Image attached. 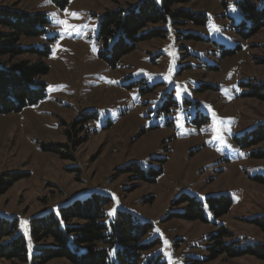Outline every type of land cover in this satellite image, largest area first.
Instances as JSON below:
<instances>
[{
  "label": "rangeland",
  "instance_id": "1",
  "mask_svg": "<svg viewBox=\"0 0 264 264\" xmlns=\"http://www.w3.org/2000/svg\"><path fill=\"white\" fill-rule=\"evenodd\" d=\"M140 1L70 0L59 7L0 0V7L45 12L50 21L43 35L21 39L47 55L16 58L47 63V96L0 113V176L28 173L0 196V214L19 219L18 233L34 250L31 217L98 192L112 199L107 224L120 210L152 224L143 242L155 244L144 261L264 264L251 255L211 256L222 229L226 243H264V230L250 221L264 216V184L255 179L264 175V158L251 155L264 141L244 148L237 140L264 123V101L250 95L251 83L264 82V27L248 34L250 23L233 0H192L179 7L205 13L204 24L161 22L164 37L140 42L111 67L100 57L98 15ZM183 195L204 203L205 221L180 218ZM220 195L233 203L216 216L208 198Z\"/></svg>",
  "mask_w": 264,
  "mask_h": 264
},
{
  "label": "trees",
  "instance_id": "2",
  "mask_svg": "<svg viewBox=\"0 0 264 264\" xmlns=\"http://www.w3.org/2000/svg\"><path fill=\"white\" fill-rule=\"evenodd\" d=\"M59 7L70 0H51ZM192 0H141L127 7L105 10L98 15L97 40L100 57L111 67H116L121 58L135 50L142 41L164 37L166 29L157 26L170 20L173 25L187 21L204 24L207 16L186 7H179ZM245 17L244 24L254 34L264 27V0H233ZM49 18L45 12H22L0 7V113L22 110L35 105L47 96V83L41 78L49 72V66L42 59L47 51L23 46V37H38L46 32ZM38 54L37 62L18 60L24 54ZM251 96L264 101V82L251 83ZM84 119V118H83ZM244 148L264 141V123L237 137ZM79 140L76 145L82 143ZM45 150L70 156L57 144H46ZM255 158H264V149L253 151ZM134 168L142 172L138 164ZM131 167V166H130ZM28 173H6L0 176V196ZM255 179L264 184V175ZM112 200L109 196L93 192L85 198H75L39 216L31 217L29 226L34 240V250L28 246L26 237L18 233L19 219L0 214V260L7 264H46L54 258H63L69 264H161L159 258H148L146 252L155 244L143 242L152 224L143 222L130 211H118L109 224L105 222V208ZM185 211L180 214L184 220L205 221L204 203L195 196L183 195ZM216 216L229 212L232 198L229 195L208 198ZM252 223L264 230V216L255 217ZM78 222V223H75ZM222 229L215 236L216 243L212 258L226 253L230 257L251 255L264 260V243L249 242L246 238L226 243L227 234ZM49 240V243L40 242Z\"/></svg>",
  "mask_w": 264,
  "mask_h": 264
},
{
  "label": "snow or ice",
  "instance_id": "3",
  "mask_svg": "<svg viewBox=\"0 0 264 264\" xmlns=\"http://www.w3.org/2000/svg\"><path fill=\"white\" fill-rule=\"evenodd\" d=\"M109 215H111V213H109Z\"/></svg>",
  "mask_w": 264,
  "mask_h": 264
}]
</instances>
